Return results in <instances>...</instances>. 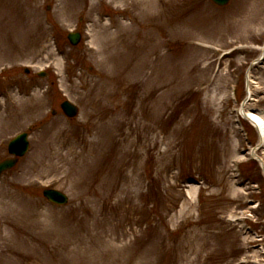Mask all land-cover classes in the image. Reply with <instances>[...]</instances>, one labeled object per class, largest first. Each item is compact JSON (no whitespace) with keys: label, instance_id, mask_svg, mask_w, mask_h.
Wrapping results in <instances>:
<instances>
[{"label":"rangeland","instance_id":"obj_1","mask_svg":"<svg viewBox=\"0 0 264 264\" xmlns=\"http://www.w3.org/2000/svg\"><path fill=\"white\" fill-rule=\"evenodd\" d=\"M263 50L264 0H0V161L30 139L0 177V264H78L70 229L83 264H264L261 139L241 110L264 112Z\"/></svg>","mask_w":264,"mask_h":264},{"label":"bare ground","instance_id":"obj_2","mask_svg":"<svg viewBox=\"0 0 264 264\" xmlns=\"http://www.w3.org/2000/svg\"><path fill=\"white\" fill-rule=\"evenodd\" d=\"M263 56H264V50H263ZM249 94H251V89H249ZM244 117L250 121L258 130L259 137L261 139V143L264 145V112L259 111V110H251L249 109L248 112H246L244 109H241ZM254 154L257 156L256 152L254 151ZM125 198L127 202H131L134 199L133 191H125ZM189 194H193V190L189 191ZM123 234V233H122ZM68 238L66 241L68 249V253L71 255L72 258L78 259V264H83V258H84V251H85V246H84V240L83 238L79 237L75 229H70ZM2 238H5V234H1ZM124 235L117 234V228L115 227L112 230V227L110 228V234L108 235V232L106 234L105 240H104V245L109 248H115L116 247V242L120 241ZM72 245V246H71ZM31 254H25L24 255V260L28 261L32 259ZM197 261V257L194 259L190 260V264H194Z\"/></svg>","mask_w":264,"mask_h":264},{"label":"water","instance_id":"obj_3","mask_svg":"<svg viewBox=\"0 0 264 264\" xmlns=\"http://www.w3.org/2000/svg\"><path fill=\"white\" fill-rule=\"evenodd\" d=\"M218 5H226L230 0H213ZM69 40L72 44L77 45L81 40V34L77 32H71L68 35ZM43 76V74H41ZM61 107L64 110V112L69 117H75L77 116L79 109L78 107L70 102L69 100H65L61 103ZM261 144L259 145V147ZM29 149V140H28V133L24 132L16 136L13 140L9 143V152L14 157L7 158L3 161H0V175L13 168L17 162L18 158L21 156H24ZM44 195L47 197L50 201L55 202L57 204H65L68 201V196L57 189H45Z\"/></svg>","mask_w":264,"mask_h":264}]
</instances>
